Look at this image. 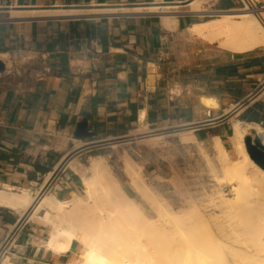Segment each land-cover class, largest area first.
Listing matches in <instances>:
<instances>
[{
    "label": "crops",
    "instance_id": "crops-1",
    "mask_svg": "<svg viewBox=\"0 0 264 264\" xmlns=\"http://www.w3.org/2000/svg\"><path fill=\"white\" fill-rule=\"evenodd\" d=\"M242 6L240 0H0V56L26 60V70L0 74V190H26L34 199L28 208L0 205L5 257L13 264L77 259L78 241L66 254L49 248L53 213L37 208L43 193L60 201L82 195L89 154L113 141L127 155H158L144 145L149 138L134 137L185 128L196 140L190 144L215 154L218 139L236 159L237 124L244 146L247 137L260 136L258 128L264 132L262 48L231 52L188 33ZM200 97L215 99L218 108ZM85 121L92 137L78 138Z\"/></svg>",
    "mask_w": 264,
    "mask_h": 264
},
{
    "label": "bare ground",
    "instance_id": "bare-ground-1",
    "mask_svg": "<svg viewBox=\"0 0 264 264\" xmlns=\"http://www.w3.org/2000/svg\"><path fill=\"white\" fill-rule=\"evenodd\" d=\"M257 12L246 8L237 14L224 13L191 27L188 33L231 52L255 51L264 48V24L258 17L263 15ZM87 13L94 12H61L66 16ZM0 59L9 69L10 55ZM199 100L218 108L213 98ZM145 118L146 113H141L142 126ZM236 131L237 158L232 159L217 139L214 163L203 155L213 174V190L207 200L200 203L191 198L185 208L162 197L148 184L143 167L128 155L121 156L123 172L154 216L127 193L104 156L93 158L90 175L82 179V195L60 201L49 192L39 202L38 210L53 213L49 248L66 254L78 241L82 253L67 264H264V170L246 152L239 124ZM258 133L264 142V132L258 128ZM162 138L146 142L156 145ZM178 139L196 143L186 132L179 133ZM33 200L26 190L17 192L7 185L0 190V205L12 209L28 208ZM1 264L13 263L5 257Z\"/></svg>",
    "mask_w": 264,
    "mask_h": 264
},
{
    "label": "rangeland",
    "instance_id": "rangeland-1",
    "mask_svg": "<svg viewBox=\"0 0 264 264\" xmlns=\"http://www.w3.org/2000/svg\"><path fill=\"white\" fill-rule=\"evenodd\" d=\"M255 1L258 8L257 14L259 15V13H261L263 15V17H258L264 24V1ZM242 9H245L244 5ZM237 13L238 12H231L226 14ZM262 51H264V48H262ZM9 62V69L14 70L15 68L17 71L21 72L23 71L22 69L26 70V60L24 57H17L15 61L16 64L12 63L14 62L12 59H9ZM177 130L178 131H161L134 137L136 141L146 140L151 137L163 138L159 144L156 145L150 142L144 144L146 147L153 149L158 155H142V157L140 155L128 156L135 162H140L138 164L143 167V173L146 176L148 184L156 192L169 202L185 208V205L190 202L191 198L202 203L203 200L208 199L207 194H211L215 181L203 155H208L210 160L214 163L215 154L199 144L193 145L180 142L178 134L186 132V130L185 128ZM130 146H132V141L128 142V147ZM126 150L128 151L125 146H118L116 141H113L112 145L103 150L92 152L89 156L91 159L99 156L107 158L114 175L121 182L124 189L128 190V194L138 200L139 203H144L145 211H147L148 214L153 213L144 200H139L138 193L131 188V184H129V180L121 168V156L127 155ZM147 162H149V165L146 166L145 164ZM216 168L219 170L218 172H220L219 166H216ZM225 192L229 194V189L225 188ZM44 194L46 193H43V195ZM152 215L154 216V213ZM4 258L5 252L4 249H2L0 251V264L1 260Z\"/></svg>",
    "mask_w": 264,
    "mask_h": 264
},
{
    "label": "water",
    "instance_id": "water-1",
    "mask_svg": "<svg viewBox=\"0 0 264 264\" xmlns=\"http://www.w3.org/2000/svg\"><path fill=\"white\" fill-rule=\"evenodd\" d=\"M5 71L6 64L0 59V74ZM76 136L82 139L92 137V134L89 133L86 121L78 125ZM245 147L250 159L264 170V145L261 138L259 136H256L255 138L247 137L245 139Z\"/></svg>",
    "mask_w": 264,
    "mask_h": 264
},
{
    "label": "built area",
    "instance_id": "built-area-1",
    "mask_svg": "<svg viewBox=\"0 0 264 264\" xmlns=\"http://www.w3.org/2000/svg\"><path fill=\"white\" fill-rule=\"evenodd\" d=\"M243 5L245 6V9H249V10H258L257 8V3L255 0H240ZM262 139V136H259ZM61 171H57L52 179L51 185L54 183L56 184V182H58V180L60 179L61 176Z\"/></svg>",
    "mask_w": 264,
    "mask_h": 264
}]
</instances>
